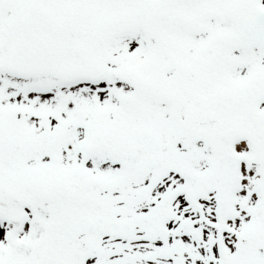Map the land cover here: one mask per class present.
Listing matches in <instances>:
<instances>
[{
  "label": "snow or ice",
  "instance_id": "6c2138e0",
  "mask_svg": "<svg viewBox=\"0 0 264 264\" xmlns=\"http://www.w3.org/2000/svg\"><path fill=\"white\" fill-rule=\"evenodd\" d=\"M0 264H264V0H0Z\"/></svg>",
  "mask_w": 264,
  "mask_h": 264
}]
</instances>
